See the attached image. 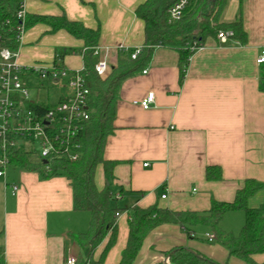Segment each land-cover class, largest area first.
Segmentation results:
<instances>
[{
	"label": "crops",
	"instance_id": "obj_1",
	"mask_svg": "<svg viewBox=\"0 0 264 264\" xmlns=\"http://www.w3.org/2000/svg\"><path fill=\"white\" fill-rule=\"evenodd\" d=\"M143 1L24 0V9L26 17L64 15L87 28H99L97 46L109 47V74L123 58L115 46L131 50L143 45L144 22L135 14ZM239 8L245 43L232 37L220 43L206 36L203 47L190 56L181 84L178 51L164 46H156L143 69L120 83L113 132L102 152L105 160L116 163L109 181L102 164L94 170L96 188L108 185L114 197L111 205L123 209L115 219L116 241L102 264L120 261L132 207L157 204L175 211H205L212 201H232L247 178L264 182V92L258 88L260 65L255 62L264 45V0H228L220 20L233 21ZM50 29L44 22L25 27L19 62L51 64L57 61L59 50L67 49L58 59L60 65L81 69L83 40L65 29ZM33 81L42 83L31 79L28 86ZM149 91L154 93V104L143 109L135 102ZM209 165L219 166L220 180L205 178ZM12 167L13 173L0 176L5 260L64 264L69 256L77 258L80 248L69 233L84 232L89 214L74 210L69 179L64 175L41 178L36 171ZM11 184L18 187L13 194ZM263 200L264 191L259 190L247 204L257 207ZM243 222V211H230L223 215L220 227L236 234ZM207 234L213 236L205 226L192 227L190 236L176 224H161L146 236L132 264L164 263L167 257L162 252L175 246H185L220 264H249L230 256L226 247L214 236L208 240ZM108 237L109 233L95 248L94 260ZM252 259L264 264V252Z\"/></svg>",
	"mask_w": 264,
	"mask_h": 264
},
{
	"label": "trees",
	"instance_id": "obj_2",
	"mask_svg": "<svg viewBox=\"0 0 264 264\" xmlns=\"http://www.w3.org/2000/svg\"><path fill=\"white\" fill-rule=\"evenodd\" d=\"M19 1L0 0V26L4 28L3 34L7 39V45L11 48H15L17 42H15L14 32L8 30L11 24L16 22L14 13ZM176 1L144 0L136 7V16L144 22L143 45L135 58H130L128 52H121L123 58L104 78L99 77L94 70L96 57L93 55V48L97 46L99 28H87L80 22L68 20L64 15L60 17L28 16L25 19V27L44 22L50 25V31L65 29L84 42L82 57L84 72L87 74L86 85L91 92V111L88 126L78 137L79 157L73 161L53 159L46 165L44 160L33 153L9 150V162L14 167L36 171L41 178L64 175L69 179L74 210L89 214L88 226L84 232L69 233L80 248L77 264H102L106 252L113 246L117 237L115 219L123 209L111 205L114 197L108 185L101 190L96 188L94 170L97 164H102L109 181L112 168L116 163V161L105 160L102 152L107 136L113 132L114 105L122 80L143 69L156 46L174 48L178 51L179 84H181L191 55L188 44L193 40L201 43L206 36L215 38L219 30L229 29L233 33L232 38L237 39L239 43L243 44L246 41L240 8L233 21L220 20L228 0H190L181 17L173 20L169 17L168 8ZM65 51L67 49L58 51V59ZM258 88L264 92V63L260 65ZM27 106L32 107V104L28 103ZM34 108L42 112L47 106L38 103ZM204 175L208 180H220L219 166H207ZM259 190L264 191V182L247 178L242 187L236 190L232 201H212L209 209L205 211H175L157 204L145 208L132 207L127 219L128 237L118 264H132L146 236L155 227L164 223L176 224L188 235L192 227L205 226L216 240L227 248L230 256L249 264H256L252 255L264 252V200L257 207H249L247 202ZM236 210H241L244 214V222L240 230L236 234L223 231L220 227L223 215ZM107 233H109L108 241L98 259L94 260L93 252ZM162 253L168 258V264H220L185 246H175ZM0 264H26L8 263L5 260L2 228H0Z\"/></svg>",
	"mask_w": 264,
	"mask_h": 264
},
{
	"label": "built area",
	"instance_id": "obj_3",
	"mask_svg": "<svg viewBox=\"0 0 264 264\" xmlns=\"http://www.w3.org/2000/svg\"><path fill=\"white\" fill-rule=\"evenodd\" d=\"M189 2L190 0H177L168 8L169 17L173 20L180 18ZM14 16L16 22L11 24L8 31L14 32L17 42L15 48L7 45V39L3 34L4 28L0 26V176L4 175L3 168L10 164V149L33 153L44 160L46 165L53 159L76 160L80 155L78 137L88 126L91 111V92L86 85L87 74L84 72V66L79 70H71L57 64L58 60L51 64L24 65L19 62V46L26 19L24 0L18 2ZM232 34L229 29L219 30L216 38L220 43H224L232 37ZM188 47L192 55L203 45L193 40ZM114 48L128 52L130 58H135L140 51V48L126 50L120 44ZM108 53L109 47L93 48V55L96 57L94 70L101 78L106 77L110 70ZM255 62L258 65L264 63V45ZM143 72L145 73L146 70ZM31 79L46 80L51 86H64L65 92L54 103H48L44 111L38 112L34 106L40 104V101L30 96L28 82ZM35 87H42V83L38 82ZM28 103L32 104V107H28ZM135 103L143 109H149L154 104V93L147 92ZM17 140H22V147L17 146ZM31 141L37 143L38 149H35L34 144L31 148L33 143ZM9 187L12 194L18 189L14 184ZM161 197H165V194ZM207 238L212 240L213 236L207 234ZM77 263L75 256L67 257L64 262V264ZM164 263H169L168 258Z\"/></svg>",
	"mask_w": 264,
	"mask_h": 264
},
{
	"label": "rangeland",
	"instance_id": "obj_4",
	"mask_svg": "<svg viewBox=\"0 0 264 264\" xmlns=\"http://www.w3.org/2000/svg\"><path fill=\"white\" fill-rule=\"evenodd\" d=\"M41 82H42V87L40 88L35 87L37 85L36 81L29 83L30 95L33 99L35 98L37 101H40V103L43 102V104L46 106L54 103L55 100L65 92L64 86H58V87L51 86L46 80H42ZM31 142H33L31 148H33V144H34L35 149H38L37 143L35 141H31ZM17 146L22 147V140H17ZM3 170L6 174L13 173V167L10 164L6 165L3 168ZM2 179L3 177L0 178V182L2 181ZM0 187H1V184H0ZM0 192H1V189H0Z\"/></svg>",
	"mask_w": 264,
	"mask_h": 264
}]
</instances>
